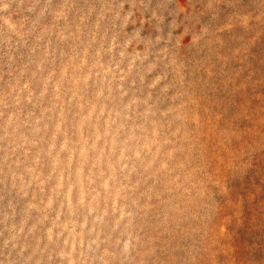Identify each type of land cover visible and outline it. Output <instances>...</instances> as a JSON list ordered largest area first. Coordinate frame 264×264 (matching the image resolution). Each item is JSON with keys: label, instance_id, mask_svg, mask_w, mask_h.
Returning a JSON list of instances; mask_svg holds the SVG:
<instances>
[{"label": "clouds", "instance_id": "clouds-1", "mask_svg": "<svg viewBox=\"0 0 264 264\" xmlns=\"http://www.w3.org/2000/svg\"><path fill=\"white\" fill-rule=\"evenodd\" d=\"M52 3L0 0V61L29 85L0 91V264H221L192 114L221 98L237 165L264 155V0H206L207 19L176 0Z\"/></svg>", "mask_w": 264, "mask_h": 264}, {"label": "rangeland", "instance_id": "rangeland-1", "mask_svg": "<svg viewBox=\"0 0 264 264\" xmlns=\"http://www.w3.org/2000/svg\"><path fill=\"white\" fill-rule=\"evenodd\" d=\"M176 3L181 19L185 16L191 18L193 14L199 13H205L204 18L207 19L206 0L203 2L176 0ZM63 5L64 0H53L54 11H60ZM75 7L74 4L73 8ZM69 15L71 16L72 13L69 12ZM143 19L144 27L147 29L150 18L145 16ZM52 22V17L48 16L46 23L51 25ZM60 23L63 24V21ZM136 26L139 27V21ZM25 27L27 28L28 25ZM177 33L181 46L185 39H191L184 35L183 28L177 29ZM0 65L3 66L0 69V74L3 75V80H0V91L11 92L12 88L17 86L27 90L29 85L26 78H20L17 85L20 62L16 65L17 72L12 75L8 74L7 64L4 61H0ZM17 94L23 96L25 93H13V95ZM224 113L223 100L209 94L204 97L203 102L196 101L192 114V124L196 129V155L201 162L200 170L203 172L204 182L207 185V195L213 196L219 193L221 197L217 206L219 236L214 246L219 248L221 264H235L233 259L235 254L242 255L245 258V264H264V155L249 156L246 158L247 162L237 165L236 145L241 137L231 132L229 126H226ZM12 115L10 110L5 119L11 118ZM19 115L20 120L17 124L28 118L25 110H21ZM19 131L22 132L23 129ZM238 170H246L247 176L244 184L236 185L235 193H233L225 184V176L227 174L230 178L232 173ZM0 197H4L0 200V220H2L7 211L6 204L11 198L10 185L7 188L5 185H0ZM3 227L4 225L0 224V229ZM253 244L258 245L254 252L251 250Z\"/></svg>", "mask_w": 264, "mask_h": 264}]
</instances>
